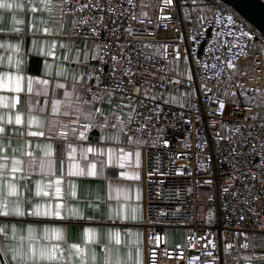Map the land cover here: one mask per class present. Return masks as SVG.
Instances as JSON below:
<instances>
[{"label":"built area","instance_id":"obj_1","mask_svg":"<svg viewBox=\"0 0 264 264\" xmlns=\"http://www.w3.org/2000/svg\"><path fill=\"white\" fill-rule=\"evenodd\" d=\"M25 3L29 5L30 0ZM217 3L220 7L209 10L203 0H134L132 6L124 0L127 12L116 20L118 37L104 33L99 40L86 25L74 27L79 14L61 15L59 9L53 13L54 20L71 22L70 37L74 41L88 44L96 51L95 63L80 84V100L89 103H77L82 112L62 121L68 133L66 138L80 145L95 130L110 142L131 146L141 153L142 264H264V245L259 244L264 241V232L256 224L257 219L264 222V203L255 201L250 205L261 212L257 218L247 211L241 199L230 195L243 185L240 179H231L234 170L223 159L230 147L224 137L233 124L243 121L245 113L233 103L234 82L230 87L226 73L216 75L221 61L230 58L229 42L258 41L261 35L228 6ZM132 15L135 19L130 18ZM241 31L248 32V37L241 38ZM114 39L119 43H111ZM105 42L110 48L106 55L96 50L97 43ZM120 45L131 61L123 64L132 72L131 76L109 73L111 56L119 52ZM100 55H105L103 63ZM161 77L166 81H161ZM121 80L123 91L115 87ZM239 91L235 88V99L242 108L244 97L238 95ZM154 95L156 100L152 99ZM173 97L179 98L184 107L172 103ZM103 103H109L111 110L99 119H93L83 109H97ZM156 105L160 109L159 119L145 121V115H154L150 109ZM130 112L134 113L131 120ZM164 140L168 143L164 144ZM240 171H244L243 167ZM229 185V193H223L222 189ZM168 228L183 230L181 247L167 246ZM240 233H245L247 239ZM249 241L256 246L242 247Z\"/></svg>","mask_w":264,"mask_h":264},{"label":"crops","instance_id":"obj_2","mask_svg":"<svg viewBox=\"0 0 264 264\" xmlns=\"http://www.w3.org/2000/svg\"><path fill=\"white\" fill-rule=\"evenodd\" d=\"M9 2L23 7L0 9V128L4 129L0 132V199L10 202L9 209L19 201L26 214L4 216L0 209V228L7 232L6 237L0 232V248L24 245L27 251L30 242L58 244L62 258L54 264H80L81 258L93 264V252L96 264H103L104 247L108 245L114 250V259L118 254L122 260L127 261L129 256L135 260L138 252L142 264L140 151L110 142L95 130L78 145L66 138L68 133L62 122L77 112L80 84L95 63L96 51L70 37L68 19L54 20L53 13L58 9L48 12L41 0H30L29 5L25 0ZM16 76L21 77L20 91L15 90ZM66 92L70 95L65 96ZM83 109L93 119H99L111 106L103 103L97 108L99 111L88 106ZM35 132L43 135H32ZM49 145L51 155L44 156ZM125 154L126 159H122ZM41 158L51 161L49 170L41 172L38 166L29 167L30 160L38 162ZM93 164L98 174L89 176L88 168ZM9 185L15 186V194L9 195ZM57 203L61 205L59 217L27 215L38 205L43 210L45 206L54 208ZM121 205L127 206V219L116 214ZM133 208L135 220L131 219ZM72 209L77 215H72ZM29 227L33 229L34 241L29 240ZM45 228L60 229L61 238L43 239ZM165 233L168 247L183 245L182 229L168 228ZM77 250H81L79 255ZM5 259L10 261V257L0 255V261Z\"/></svg>","mask_w":264,"mask_h":264},{"label":"snow or ice","instance_id":"obj_3","mask_svg":"<svg viewBox=\"0 0 264 264\" xmlns=\"http://www.w3.org/2000/svg\"><path fill=\"white\" fill-rule=\"evenodd\" d=\"M167 2H171V0H167ZM204 5L207 9H215L220 7L217 3V0H203ZM43 8L48 12H53L56 9H59L61 15H65L68 12L73 13L74 15L79 14V19L74 22V27L76 24L86 25L90 31V34L96 37L97 40L104 34L107 33L109 36L118 37V25L116 24V20L123 17L127 10L124 8V0H41ZM126 3L129 6L134 4V0H126ZM23 7L20 3L9 2V0H0V9H14ZM141 7H145V5L141 4ZM221 11H223L221 9ZM215 14V13H214ZM143 15V12L141 13ZM131 19H135V16H130ZM228 20L232 22L233 17L231 15L228 16ZM109 22H111V27H109ZM128 31V30H126ZM89 32L85 33V41H87ZM249 33L241 31V38L248 37ZM113 44H118V39H114L111 41ZM97 52H102L105 55L110 51L109 44L105 43H97L96 46ZM124 46L120 45L119 52L117 54H113L111 59L113 64L109 67V73H117L118 75H128L131 76L132 72L130 69L123 67L124 63H131V61L127 60L124 56ZM228 52L230 54V58H226L224 61H221L220 70L216 72L217 77H220L221 73H226L227 81L229 86H233L234 89L231 93L233 96V103L236 104L237 109L245 113L243 117V121L237 122L233 124L230 128L229 135L224 137L229 143V152L228 156H225L223 159L226 160L230 166L234 170V175L231 177L232 180L240 179L243 185L242 189H237L235 192H231L230 195L234 199H241L243 205L246 206L247 211L252 213V216L259 217L261 212L255 211L250 207L251 203L255 201H260L264 203V114L260 110H264V36H261L260 39L257 40H247L244 44H241L237 41L235 44L229 42L228 44ZM79 53V50H78ZM87 52H85V58L87 59ZM105 55H100L99 59L103 63L105 60ZM142 55H146L143 54ZM93 58H96L95 55ZM217 60H220L219 57H216ZM119 62V63H117ZM102 71V69H101ZM59 74V73H58ZM239 77V79H236ZM99 79V77H97ZM9 79H13L9 77ZM15 79V90L20 91V76L14 77ZM161 81H166L165 77H161ZM41 83H47V81H41ZM129 83H132L129 80ZM149 86L151 85L150 81H145ZM29 91H31L32 86V78L29 77L28 80ZM123 81L121 80L119 83L115 85L117 89L123 91L121 85ZM0 86H3V82L0 81ZM161 87H163V83H161ZM203 88V86H202ZM235 88H239L240 91L238 95L244 97L243 107H240V103L235 99L237 93L235 92ZM207 90V89H204ZM147 93V90H146ZM227 94V90H226ZM69 93H65V96H69ZM111 96V92H109ZM187 95V94H185ZM94 98L95 94H93ZM123 98V97H122ZM158 97L155 95L152 97L153 100H156ZM131 97L129 96V100L131 101ZM169 101H165L168 103ZM172 103L179 104L180 107H184V104L181 103L179 98L173 97L171 100ZM77 103L78 104H87L89 101L80 100L79 94H77ZM143 106V102L139 105ZM68 107H71V101L68 102ZM224 105L221 103V108ZM256 109V111H254ZM57 109L53 108L55 112ZM76 111L78 113L82 112V108L77 107ZM99 111V109H97ZM154 113L153 116L145 115L143 119L145 121H150L153 119H159V106H154L153 109H150ZM65 114H68L65 112ZM129 119H133L134 113L130 112ZM139 115V113H136ZM119 119V118H118ZM31 123V120L29 121ZM76 121H73L75 123ZM16 123H20L19 116L16 117ZM121 131L123 130V122L121 121ZM87 127V125L85 126ZM115 127V125H113ZM139 129H137L138 131ZM4 129L0 128V132H3ZM75 131V129H73ZM157 131H162V129H157ZM63 134V133H61ZM83 132L80 133L83 136ZM32 135H43L42 132H35ZM131 137L129 140L131 141ZM221 138L217 135V142H219ZM139 143H145V141H139ZM168 141L164 140V144H167ZM88 151H93V149L89 148ZM31 156V153H28ZM51 155V146H47L46 151L44 152V156ZM126 155L122 157V159H126ZM137 157H139L140 153H136ZM20 161H15V164H20ZM38 166L41 172H45L50 169L51 161L45 160L41 158L38 162L35 160L29 161V167L34 168ZM240 167H243L244 171H240ZM79 171V170H78ZM102 171V169H101ZM89 176L97 175L96 165H90L88 168ZM121 175H126V173H121ZM59 184V181L56 182ZM206 183H211V181H207ZM232 185L224 187L222 192L227 194L229 193V189ZM118 193L120 190H117ZM189 192L191 189L188 190ZM16 188L14 185H9L8 193L9 195L15 194ZM39 194V193H37ZM56 194H60V189L57 187ZM211 198V197H209ZM125 199H127V195L125 194ZM9 201L5 199H0V209H2V215L8 216L14 214L16 216H24L26 213L22 210L21 203L16 201L12 204L11 209H9ZM127 206L121 205L116 209V214L118 217L122 219H127V215H125ZM235 208V205H233ZM61 205L57 203L54 208L51 206H45L43 210L38 205L36 206L34 211H28L27 215L32 216L35 215L37 217L40 216H56L59 217L61 215ZM244 209H241L243 212ZM264 211V209H262ZM72 215H77L76 210H70ZM136 209H132L131 219L135 220L137 217L135 215ZM244 215L240 216V220H243ZM257 227L264 232V222H260L258 219L256 221ZM15 231V229H13ZM90 231V230H86ZM0 232H3L4 236H7L6 230L0 228ZM29 240L34 241L35 236L33 235V229L29 227ZM240 235H244L247 239V235L245 233H240ZM255 235V233H253ZM61 238L60 229H44V237L43 239H51V238ZM264 240V237L261 238ZM249 246L255 247L256 245H252L251 242L245 243L242 247L247 248ZM75 247V246H73ZM62 250L58 244H53L49 246L48 244L43 243H32L30 242L27 245V251L24 250V245H20L18 247H12L5 245L3 248H0V255L5 257H10V261L5 259L0 261V264H54V262L60 260L62 257L58 255ZM81 250H77V254L79 255ZM104 251L106 253L103 264H139V253L137 252L136 259L132 260L131 256L127 261L119 258L118 254H116V258L114 259V250L110 248L108 245H105ZM227 252V249L225 250ZM211 255V253H209ZM96 254L93 252L92 262L96 264ZM244 259H248V257H244ZM213 261H215V257H213ZM80 264H88L86 258H81ZM226 264V262H225Z\"/></svg>","mask_w":264,"mask_h":264},{"label":"water","instance_id":"obj_4","mask_svg":"<svg viewBox=\"0 0 264 264\" xmlns=\"http://www.w3.org/2000/svg\"><path fill=\"white\" fill-rule=\"evenodd\" d=\"M228 6L256 33L264 36V2L262 0H217Z\"/></svg>","mask_w":264,"mask_h":264},{"label":"trees","instance_id":"obj_5","mask_svg":"<svg viewBox=\"0 0 264 264\" xmlns=\"http://www.w3.org/2000/svg\"><path fill=\"white\" fill-rule=\"evenodd\" d=\"M262 112V114H264V110H260ZM260 245H264V241H260L259 243Z\"/></svg>","mask_w":264,"mask_h":264}]
</instances>
